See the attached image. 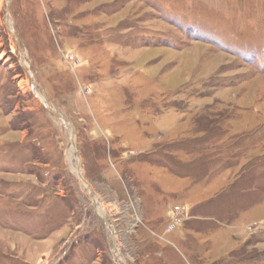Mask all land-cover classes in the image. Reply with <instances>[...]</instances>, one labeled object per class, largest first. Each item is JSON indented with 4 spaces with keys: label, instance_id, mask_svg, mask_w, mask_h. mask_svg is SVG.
Segmentation results:
<instances>
[{
    "label": "rangeland",
    "instance_id": "1",
    "mask_svg": "<svg viewBox=\"0 0 264 264\" xmlns=\"http://www.w3.org/2000/svg\"><path fill=\"white\" fill-rule=\"evenodd\" d=\"M0 3V264H264V0Z\"/></svg>",
    "mask_w": 264,
    "mask_h": 264
},
{
    "label": "water",
    "instance_id": "2",
    "mask_svg": "<svg viewBox=\"0 0 264 264\" xmlns=\"http://www.w3.org/2000/svg\"><path fill=\"white\" fill-rule=\"evenodd\" d=\"M47 102V101H46ZM46 107H47V109L55 116V117H57L58 119H60L64 124H65V126H66V129H67V131H69L70 129L73 131L72 133V135H70V142H71V144H72V146L74 147V149H76V145H75V141H74V137H73V135H74V127L72 126V124L68 121V119H66L64 116H62L59 112H57L56 110H54V108L47 102L46 103ZM75 154L78 156V152L75 150ZM80 171H81V163L79 164V166H78V177H79V179L81 180V181H84V179H83V176L81 175V173H80ZM84 183L88 186V188H87V192H88V195L90 196V198L93 200V202L95 203V199H94V197H92L90 194H89V189H91V186L86 182V181H84ZM96 209V208H95ZM97 211V210H96ZM103 219H107V217H104ZM111 229H112V234H113V240L115 241V239H114V227L112 226L111 227ZM115 245V244H114Z\"/></svg>",
    "mask_w": 264,
    "mask_h": 264
},
{
    "label": "bare ground",
    "instance_id": "3",
    "mask_svg": "<svg viewBox=\"0 0 264 264\" xmlns=\"http://www.w3.org/2000/svg\"><path fill=\"white\" fill-rule=\"evenodd\" d=\"M1 4L2 3H0V8H1ZM3 55H1V57H0V60L1 59H3V57H2ZM45 101V100H44ZM45 103H47L46 101H45ZM72 135V134H71ZM80 173H81V175L83 176V179H84V175H83V171L81 170L80 171ZM82 183H83V185L86 187V188H88V186L84 183V181H82ZM88 191V190H87ZM88 193V192H87ZM89 194L92 196V197H94V199H95V208H96V210H97V214L100 216V217H102V218H104V217H106L105 215V211H104V206H103V204L101 203V202H99V199H97L96 197H95V195H94V193H93V190L92 189H89ZM114 239H115V241L113 240V242H114V247H115V253H116V255H117V257H118V260L119 261H122L121 263H124V264H126V262H125V260H124V258L122 257V255H121V253H120V244H119V239H118V236L116 235V232H115V230H114Z\"/></svg>",
    "mask_w": 264,
    "mask_h": 264
}]
</instances>
